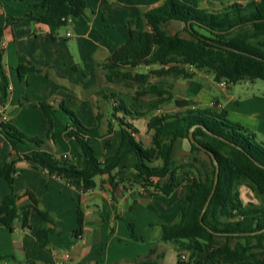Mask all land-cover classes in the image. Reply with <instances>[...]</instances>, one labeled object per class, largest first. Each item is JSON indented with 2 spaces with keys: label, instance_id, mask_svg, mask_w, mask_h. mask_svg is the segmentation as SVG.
Instances as JSON below:
<instances>
[{
  "label": "crops",
  "instance_id": "obj_1",
  "mask_svg": "<svg viewBox=\"0 0 264 264\" xmlns=\"http://www.w3.org/2000/svg\"><path fill=\"white\" fill-rule=\"evenodd\" d=\"M42 1L0 0V117L6 115L8 122L21 132L44 139L43 149L58 157L67 155L79 166L85 165V157L79 142L68 133L70 116L60 105L73 110L85 125L99 126L100 133L93 138V144L101 161L109 159L121 142L120 119L133 123L138 129L136 138L150 146L153 130L148 128L149 118L168 112L161 108L163 103L150 111L151 104L159 99L157 94H150L156 99L147 110L137 109L144 113L142 116L129 115L125 110L115 112L120 102L130 108L133 106L127 102L126 92L115 86L129 79L117 76L114 71L136 74L133 68L144 65L113 69L108 58L126 41L132 21L144 18L147 9L164 0H88L86 17L74 18L60 28L30 16L22 19L31 12L35 17L42 15L45 8L34 6ZM20 64L33 65L36 69L22 78L18 72ZM154 66L159 68V65ZM154 66L145 67L157 69ZM191 70L196 71L190 67ZM107 74L111 75V80ZM210 87L204 86L198 96L182 98L194 102L193 107H209L217 99L219 109L228 110V117L244 122L264 138V96L237 98L230 87L221 96L208 92ZM176 98L173 93L165 102H175ZM42 102L58 107L49 135L50 125L40 106ZM188 107L182 106L177 111ZM140 120L144 121L143 127L138 125ZM143 133H148V142L138 137ZM107 141L110 146L106 145ZM36 147L32 142H19L17 150L13 149L0 125V167L16 160L13 188L21 195L18 206L32 203L24 194L30 190L38 197L39 207L49 211L54 219V224L46 222L33 207L30 229L23 228L20 222L15 223L13 230L0 223V264H28V261L36 264H142L153 247L155 250L147 264H163L168 253L172 264H179L177 245L162 240L161 230L162 225L179 222L191 190L189 182L170 196L154 194L136 183L119 184L113 193L109 175L104 174L95 177L94 188L83 190L76 179L64 180L50 175L24 157ZM136 161V154H129L115 173L126 181L136 180ZM10 190L8 180L1 177L0 200ZM79 206L84 211V229L79 237H74ZM49 227L56 230L50 235L49 249H44L36 234L39 229Z\"/></svg>",
  "mask_w": 264,
  "mask_h": 264
},
{
  "label": "trees",
  "instance_id": "obj_2",
  "mask_svg": "<svg viewBox=\"0 0 264 264\" xmlns=\"http://www.w3.org/2000/svg\"><path fill=\"white\" fill-rule=\"evenodd\" d=\"M204 0H164L158 6L149 8L144 18L132 21L126 41L116 47L108 58V64L116 69L124 66L151 67L147 72L132 74L115 70L117 76L139 83L137 96L157 94L159 99L151 104L150 111L156 110L162 103L173 97L165 87L150 82L151 75L162 76L176 73L191 77L189 68L209 71L214 81L225 80L230 84L242 80L264 81V0L256 1L252 6L240 3L227 5L220 10H213L203 4ZM35 7L43 6L45 12L39 17L32 12L22 19H37L39 22L57 28L68 25V18L86 17L88 0H43ZM176 20L184 23V30L189 36L179 32L170 33L165 24ZM33 65L20 64L18 72L23 78L28 71H35ZM111 80V75L107 74ZM168 95L169 97H167ZM182 106H189L184 111L157 113L149 118L148 128L153 130L150 146L138 140L137 127L128 120H121V142L114 154L101 161L93 144V138L100 133L99 126L85 125L77 114L60 105L69 116L68 133L79 142L85 157V165L79 166L67 155L56 156L42 148L44 139L28 136L16 126L1 122L6 137L13 149L19 142H32L36 148L24 157L31 160L36 168L46 169L50 175L64 180L76 179L83 190L94 188L98 175H109L112 192L119 184H138L154 194L170 196L185 182L191 190L181 210L179 222L162 225L161 239L177 245L178 263L194 264L193 258L199 252L205 253V260L221 263L224 260L240 264H264V203L245 204L236 188L242 178L251 181L264 199V138L244 124L228 117V110L219 109V101L212 106H194V102L183 100ZM50 125L52 133L54 112L58 108L47 102L40 104ZM115 112L125 110L132 116H142L137 109L118 103ZM201 147L189 139L190 129ZM179 138L187 139L191 148V161L176 162L173 158L175 144ZM110 146L109 141L106 142ZM135 153L137 161L135 171L137 179L125 180L115 173L122 160ZM200 154H204L201 157ZM216 157L220 164L217 189L203 216L200 214L213 188ZM16 160L0 167V178L4 177L11 186L0 200V223L13 230L16 222L23 228H32L30 210L38 209L42 218L54 224L49 211L39 207L38 197L30 190L25 191L31 204L18 206L21 197L14 188ZM84 229V211L78 207L77 227L74 237H79ZM55 228H42L37 231V240L44 249H49L50 235ZM153 247L142 264L149 263ZM182 251H190V261L181 259ZM28 264H36L28 261ZM153 264H156L153 262Z\"/></svg>",
  "mask_w": 264,
  "mask_h": 264
},
{
  "label": "rangeland",
  "instance_id": "obj_3",
  "mask_svg": "<svg viewBox=\"0 0 264 264\" xmlns=\"http://www.w3.org/2000/svg\"><path fill=\"white\" fill-rule=\"evenodd\" d=\"M256 1L258 0H204L203 4L210 9L213 10H220L223 7L227 5H231L235 2L243 4L245 6H252ZM184 23L180 21L172 20L165 24L166 30H168L170 33H177L179 32L182 36H189L188 32L184 30ZM156 67V66H154ZM158 67V66H157ZM156 67V68H157ZM153 68V67H152ZM137 70L138 72H145L149 71L150 68H147L145 66H140L139 68H133V71L135 72ZM190 73H194V76L191 77H184L179 74L171 73L166 74L161 77H156L155 75H151L150 82L161 84L165 88L169 89L176 95L175 102H165L161 105V108L168 112H174L177 110H181L182 105L179 104V102L183 101L182 97L186 96H198L201 94V90L204 86L210 85V88H207L208 92H211V94H219L223 96V92L227 93V89L230 87L232 90L231 93L235 94L237 98L246 99L250 96L257 95V96H264V81L263 80H255V81H249V80H242L235 84H230L229 87H223L221 85H218L217 82L214 81L213 75L209 71L205 70H196V71H189ZM203 75V76H202ZM126 82V83H125ZM120 81L118 84H115L116 87H120L121 90L126 92V100L129 104L133 106V108H136L140 111L147 110L152 102L156 99V96H150L144 95V96H137V88H138V82L133 80H126V81ZM217 91H216V90ZM219 92V93H218ZM199 93V94H198ZM206 93V92H204ZM229 93V92H228ZM203 94V93H202ZM224 100V99H223ZM232 119V117H229ZM233 121H236L232 119ZM140 120L138 125H141V127L144 126V121ZM238 122V121H237ZM240 123L246 124L242 121H239ZM138 137L145 142L149 141L148 133L138 134ZM99 143L96 142L97 148ZM100 150V148H99ZM201 157L205 158L204 154H200ZM192 153L190 148V143L187 139H181L177 143L173 158L176 162H188L191 161ZM236 188L240 193L241 198L243 199V202L245 204L249 202H254L258 204H263L264 199L259 193V191L256 189L255 185L247 180L246 178H242L237 181ZM188 253L191 255L190 251H182L181 253ZM180 253V254H181ZM205 253L199 252L195 257L193 258L194 264H240L232 261H222L221 263H214L212 261H206L205 259ZM177 259H179L177 255ZM191 259L189 258V261ZM163 264H172L171 254L168 253L163 261Z\"/></svg>",
  "mask_w": 264,
  "mask_h": 264
},
{
  "label": "water",
  "instance_id": "obj_4",
  "mask_svg": "<svg viewBox=\"0 0 264 264\" xmlns=\"http://www.w3.org/2000/svg\"><path fill=\"white\" fill-rule=\"evenodd\" d=\"M196 126H197V125H194V126L190 129L189 139H190V141H191L192 143H194V144H196L197 146L201 147L200 144L196 141V139H195V137H194V129L196 128ZM213 161H214V164H215V166H216V173H215V179H214L213 188H212L211 193H210V195H209V197H208V199H207V201H206V203H205V205H204V207H203V210H202V212H201V214H200V221H201V223H202L203 225H205V223H204V221H203V216H204V214H205V212H206V210H207V208H208V206H209V203H210V201H211V199H212V197H213V195H214V193H215V191H216V189H217L218 182H219L220 164H219V162H218V160L216 159L215 156H213ZM262 231H264V229L259 230V231H257V232H262Z\"/></svg>",
  "mask_w": 264,
  "mask_h": 264
},
{
  "label": "built area",
  "instance_id": "obj_5",
  "mask_svg": "<svg viewBox=\"0 0 264 264\" xmlns=\"http://www.w3.org/2000/svg\"><path fill=\"white\" fill-rule=\"evenodd\" d=\"M73 19H74V18H72V17L68 18V22H69V23L72 22ZM68 35H71V33H68ZM220 85L223 86V87H227V86H228V85H227V82H226L225 80H222V81L220 82ZM7 121H8V118H7L6 115H2V116L0 117V123H1V122H7ZM65 156H66V155H65ZM189 258H190V255H189L188 253H185V252L181 253V259H182V260H184V261H188Z\"/></svg>",
  "mask_w": 264,
  "mask_h": 264
}]
</instances>
